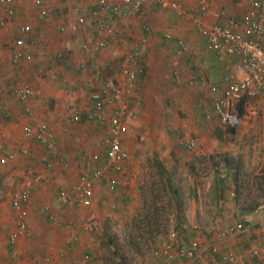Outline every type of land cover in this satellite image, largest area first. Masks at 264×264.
I'll return each instance as SVG.
<instances>
[{"label": "rangeland", "instance_id": "1", "mask_svg": "<svg viewBox=\"0 0 264 264\" xmlns=\"http://www.w3.org/2000/svg\"><path fill=\"white\" fill-rule=\"evenodd\" d=\"M27 1H29V6H32V8L29 7L30 13H38L35 0ZM179 1L184 5L183 0ZM197 1L195 6L189 7L187 5L188 10L195 8ZM245 5L247 6V3ZM246 6L240 10L244 11ZM24 8L26 7L21 5V10ZM48 9L49 16L47 18L40 19L36 23L34 18L36 14L33 17L35 27L38 25L40 34L36 35L37 41H34L32 45L39 50L42 46H45V53L49 54V56H44L45 59L41 60L31 57L44 72L42 76L48 77L52 81L51 90L53 91V103L48 108L47 114L39 113L36 110V120L40 121L38 123L50 122L48 117L52 116V114L49 111H55V115L60 110L62 120L65 121L67 114L71 112L74 106L83 109L88 107L92 89L88 82L89 75H95L96 72L94 73V70L104 71L102 72L103 75L115 82H119L122 65L128 52H130L132 43L140 34L141 25L148 24L152 30L154 24H151V21L156 22L158 26L163 23V19H161L163 15H152V10L148 9L135 18H122L120 23V28L121 30L123 29L121 31L122 34L111 41V47L117 43L116 41L119 38H122V40L111 48L112 50L109 48L110 53L117 51L118 55L113 60L108 61L105 59L106 54L98 57L80 55V44L85 39H91L93 37L91 33L72 34L71 32L60 33L58 31V26L63 19L71 21L75 19V16L72 15L73 10L67 2L57 1L52 6H49ZM156 10H160V13L165 16L173 17L169 10L158 8ZM222 12L224 16L235 17L230 9H222L220 13ZM175 22V28L164 26L161 29H169L171 34L173 32L176 37L186 38L187 41L190 37L195 38L196 42L199 38L202 40V35L198 32L197 34L194 33L196 30L189 21L176 18ZM126 26L133 30L126 32ZM159 34H161V36L158 35L159 40L164 38V35L162 36L163 32ZM185 35H188V37H185ZM168 42L172 41L166 40V43ZM183 42L188 46V42ZM157 47H159V44L145 60V73L139 77L136 90L131 93L125 92L129 115L126 118L128 131L124 138L123 146L129 153L130 164L127 175L125 174L123 176L125 179L122 180L124 182L125 195L127 194L126 196L130 198L129 203L118 202L115 197L117 192H111L104 184H99L100 188L96 191L97 198L95 197L93 208L78 212L67 210L65 212L66 216L61 219L64 221V225L62 227L53 225L59 229L61 236V247L60 251L57 252L60 255L56 262L57 264H119V260L112 256V252L106 244L107 239H112L120 247V253L124 258V263L121 264H156L157 261L152 259V252L160 246L161 242L168 239V233L173 230L174 221L182 220V223L186 221L187 225L190 222V218H180V214L178 216L176 210L180 208V212L183 211V208L185 210L191 208L192 186L194 185L201 190L205 206V212L201 216L196 217L193 223L200 228L199 234L195 235L203 249L202 254L194 260H184L173 264H250L238 261L231 263L213 262L209 255L211 245H217L221 250L222 248L223 250L231 249L234 252H240L246 247H256L259 249L260 255L251 264H264V214L254 217L252 219L254 221L250 222L237 216V213H233V216L223 217V221L218 220L215 222V219L219 216L215 217V212L217 211L216 202L211 201L212 181L215 175L213 166L216 163L220 164L223 158L232 162L240 159L243 163H246V157L253 155L252 152H256L257 155H259V150L264 152V110L260 107L258 116L254 120L252 119L253 121H249L243 127L238 128L237 132L231 134L228 129L223 128L218 123L213 115L212 100L216 94L210 88H202L197 84L193 87L188 85L189 78L195 79L189 71V66H192V62L190 59L186 61V56L189 54L179 51L169 44L167 47L171 52L164 57L160 56V52H164V49L157 50ZM29 50L31 51L30 46ZM194 50L196 51V49ZM59 53L65 55L64 62L58 60ZM194 61L198 62L197 56H195ZM107 62L110 67H107V69L101 68ZM79 63L85 65V69L80 72L75 71V66ZM152 63H155V65ZM64 66L68 67L69 70L63 69ZM184 66L185 69H183ZM49 70H52V72H49ZM56 70H59V72H56ZM202 71L205 73L206 70ZM60 73L64 74L60 75ZM175 73L178 74V79H176ZM75 81H79L77 89L74 87ZM78 100H80V103L74 105ZM194 100L200 102L196 101L195 107L193 106ZM200 108L204 117L200 115ZM206 111L211 115L210 119L205 117ZM56 122L59 123L58 120ZM0 126L2 125L0 124ZM95 127V125L94 127L85 126L82 122L69 128V135L76 136L75 139L80 148H82L81 154L75 157L76 160L80 159V156L84 154L92 155L101 152V136L99 130ZM17 131H21V129L19 128ZM89 131L93 132V134H90ZM2 133L3 130L0 128V134ZM86 133L88 135H85ZM17 139L16 142L11 140L10 142L18 145L21 149L29 148L32 152L31 146L35 144L28 145L29 138H24V134L21 133V136L18 135ZM188 139L196 141L194 150L189 151L184 148L182 143ZM1 142V150L5 152L11 146L10 142L7 140H2ZM34 143L38 144L37 142ZM155 148L158 149L156 150ZM193 159H196L194 161L195 168L194 172L193 170L190 172L185 163ZM26 161L27 158L24 156L17 162V166H12V163V165H0V264H9L10 262L7 255L8 238L4 231L5 228L3 229L1 226L4 224L2 216L4 210L8 209L11 217H15L10 208L12 194L21 189H27L32 194L34 188L31 187V183L34 181L44 182L52 174V171H47L44 167L41 159L37 160V162L35 161L36 164L34 165L32 163L27 164ZM160 162L168 166L167 169L164 168V175L170 178L172 185L177 190V194L173 197L177 201L171 200V206L167 207L170 216L166 217V228L164 231L143 247L140 255L133 252L127 245L131 231L130 224L133 217L143 211V201L150 202L153 194H159V191L160 194L163 192L156 168L158 164H161ZM66 164L67 167L61 168V171L63 170L67 173L74 162L70 159ZM28 167L31 168L29 169ZM79 169L78 166H75L74 173L76 174ZM70 172L74 176L71 170ZM194 174L196 175V180H192ZM77 177L78 175L69 183L71 187L67 185L64 188L68 187L69 189L67 190H71ZM54 188L55 185H51L52 192H54ZM170 197L171 195L164 196L162 202L158 203V205L165 207ZM96 200L101 204H98ZM44 220L48 224L50 223L45 218ZM234 223H242L244 226L235 234L224 238H218L217 236L213 238L212 228L221 230ZM58 224H61V221H58ZM71 230H74V232H70ZM72 235L78 237V241L75 245L70 246L69 249L67 241ZM192 235L190 234L189 237ZM64 246L69 250L63 254L61 249ZM36 248L40 251L41 246H36Z\"/></svg>", "mask_w": 264, "mask_h": 264}, {"label": "built area", "instance_id": "2", "mask_svg": "<svg viewBox=\"0 0 264 264\" xmlns=\"http://www.w3.org/2000/svg\"><path fill=\"white\" fill-rule=\"evenodd\" d=\"M71 9L77 14L74 21L63 19L58 26L60 33L81 32L91 33V39L81 42L79 51L83 56H99L108 48L112 40L121 33L120 23L123 17L135 18L145 8L158 7L169 10L179 19L189 21L193 28L206 39L208 49L216 54L219 59L233 58L234 65L227 66L222 85L211 83L205 77L196 80L188 79V85L195 84L202 88H210L216 94L212 100L213 115L218 123L226 129H238L246 125L256 115L260 107L264 108V0H250L246 12L240 17L223 16L220 22L212 25L205 23V17L211 10L209 0H198L197 6L187 10L178 0H66ZM93 4L89 14H85L84 4ZM38 9L37 18L42 20L49 16V9L42 0H35ZM15 0H0V27L4 28L16 18ZM31 22L21 24L11 43V65L15 69L11 78L9 89H2L17 98L24 107V111L31 115L30 102L35 97V91L29 82L23 79L19 73L22 64L30 62L31 52L29 38L32 35ZM152 31L148 24L141 25V31L131 45L125 62L121 69V80L115 82L103 74L94 75L91 78L92 89L90 92V106L83 110L73 108L66 116L69 126L89 122L96 124L101 130L100 147L98 154H84L80 157L82 172L78 175L71 190L60 188L58 201L74 208H89L93 204L94 184L102 183L109 191L117 189L120 175L129 163V153L123 146L128 128L126 118L129 112L127 108L125 92H134L137 88L140 74L143 71L145 57L150 47ZM164 38L171 41L172 35L165 33ZM179 51L188 53L192 65L197 66L195 54L182 40L176 41ZM58 60L65 61V55L59 53ZM84 64L75 66V71H83ZM1 72V66H0ZM39 73L42 74L40 68ZM176 79L178 74L175 73ZM0 83L3 84L0 77ZM0 113L3 118L10 114L0 103ZM205 117L211 115L205 112ZM22 131L27 137L36 140L46 154L41 161L47 170L55 165L66 168L56 136L48 124L41 122L37 125L26 124ZM183 146L186 150H194L196 141L185 140ZM26 153V152H25ZM13 159L12 155H3L0 148V165ZM30 202V192L21 189L12 194L10 206L15 214V227L8 236V245L11 248L12 264H22L19 260L17 248L19 238L31 237L32 229L27 221L26 207ZM185 232L194 234L200 231L199 226L183 224ZM243 228L242 224H233L224 232L221 230L217 236L224 238L235 234ZM183 235V234H182ZM181 234L171 230L168 239L161 242L158 248L152 252L153 261L156 264H173L179 261L194 260L202 254V247L197 237L182 239ZM76 236L72 235L68 243H73ZM210 259L213 262H240L253 263L259 258V249L246 247L240 252L224 251L217 246L209 248ZM50 258L44 256L37 264H49Z\"/></svg>", "mask_w": 264, "mask_h": 264}, {"label": "crops", "instance_id": "3", "mask_svg": "<svg viewBox=\"0 0 264 264\" xmlns=\"http://www.w3.org/2000/svg\"><path fill=\"white\" fill-rule=\"evenodd\" d=\"M42 1H43V3L48 5L47 7L52 6L57 1L58 2L59 1H61V2L65 1L66 2V0H42ZM209 1L211 4V10L206 15L205 20H204L207 25H212V24H215L217 22H220L221 18L224 16L223 12L220 13V11L222 9H226V10L230 9V10H232V12L236 18H240L243 15V13L246 12V10L248 9V6L250 4V0H209ZM28 2L29 1H27V0H15L16 18L13 20V22L8 23L6 25V27H4V28L0 27V66H1L0 77H1L2 82H3V84L0 83V103L3 106V108L10 114V117L3 118L1 113H0V124L2 125V126H0V128H1V130H3V133L0 134V143H2L1 142L2 140H7L9 142L11 140L13 142H16L18 140L17 139L18 135L21 136V133L24 134V132L22 131V128L24 125H26V124L37 125L38 122H40V121L36 120V110L39 113L47 114L48 108L51 106V103H53L52 102L53 91L51 90V88H52L51 82L52 81L48 77L42 76L44 72L42 74L39 73V70L41 67L38 66L37 62L33 59H31L30 62L25 61L22 64V68H21L22 71H20V73H19V75L23 79H25L29 82V84L31 85V87L35 91V97L29 104V108L31 110V115L27 114L24 111V107L17 100L16 97L12 96L10 94V92H4L3 93V90H2L4 88H5L4 90L9 89L8 87H9L11 78L13 77V74L15 71V69L11 65V47H10V45L13 42V40L15 38L16 31L21 24H27V23L31 22L32 35H31V39L29 38V42L30 41L32 42V43L30 42L31 43L30 49L32 51L31 56L33 58L35 57V59H38V60H41L43 58L45 59V57L49 56V54L45 53V48H44L45 46H42V48L40 47L41 49L39 50L37 48L35 49V47L32 45L34 41H37L36 35L40 34L39 28L37 27L38 25L36 26L37 28L35 27V22L33 19L34 15L36 14V16L34 17L36 20V23H37V21H40V20L37 18L38 13H36V12L33 14L30 13V8H32V6L30 7ZM183 3L185 5V6L184 5L183 6L188 10V8L186 6L187 5L189 7L195 6L196 0H183ZM246 3H247V6L245 5ZM21 5H22V7H26V8L21 10ZM92 5L93 4H91V6H89L88 3L84 4V6H85L84 9H85L86 15H88L90 10H92V8H93ZM245 6H246V8L244 9V11L240 10ZM156 8H158V7L145 8L143 10V11H145L147 9L152 10V15H155V16L158 14L163 15V17L161 18V19H163V23L161 25L158 26L156 22L151 21V24H154V25H153L152 30H151L152 35H151L150 47L148 49V52L146 54L145 59L147 57H149V55H151V51H154L155 47L158 44H159V47H157V50L164 49V52H160V56L166 57L171 52V50L167 47V45L170 44V45H173L175 48H177V46H176L177 40H182V41H185L186 43L188 42V46H187L188 49L190 51L194 52L195 56L198 57V62H197L198 66H194V65L189 66V71L192 74L191 76H194L196 80L200 79L201 77H205L208 81H210L212 83L222 85L224 76L227 73L226 67L227 66L232 67L236 60L233 58H230V57L219 59L214 52H212L208 49V45H207V42H206V39L204 38V36H202V40L200 38L197 39V42L194 40L195 38H191V37L187 41L186 38L183 39V38L176 37L173 32L171 34L169 29H161L164 26L175 28L176 27L175 20H176V18L178 19V17L172 12L171 13H172L173 17H171L169 15L165 16L164 14L160 13V10H156ZM158 9H161V8H158ZM161 10H165V9H161ZM190 10H192V9H190ZM72 12H73L72 15H74L75 19H76L77 14L74 11H72ZM230 13H231V11H230ZM123 18H125V17H123ZM129 30H133V29L132 28L129 29L126 26V32H129ZM162 32H163L162 36L164 35L165 32L170 33L172 35L171 41L173 43L172 42L166 43V40L164 38L159 40L158 35L161 36V34H159V33H162ZM194 33L197 34V31H195ZM185 37H188V35H185ZM121 40H122V38L121 39L119 38L116 42L119 43V41H121ZM117 43L113 44V47L115 45H117ZM110 44L108 45V48L106 50H104L103 52H101L99 55V56H103L106 54L105 59L108 61L113 60L118 55L117 51L110 53L111 51L109 50V48L110 49L113 48V47H111ZM193 48L196 49V51ZM108 54H109V58H108ZM80 55H82V54L80 53ZM88 57H96V56L94 55V56H88ZM186 61H189L188 55L186 56ZM76 63H78V62L76 61ZM79 64H83V63H79ZM152 64L155 65V63H152ZM103 65L104 66L101 67L103 69H107V67H110V64H108V62H107V64H103ZM63 69L69 70L68 67H65V66L63 67ZM183 69H185V66L183 67ZM201 69L206 70L205 73ZM49 72H52V70H49ZM56 72H59V70H56ZM93 72L94 73L96 72L95 75H98V74H102V72H104V71L94 70ZM144 73H145V70L143 68V71L140 74V76L144 75ZM62 74H64V73H60V75H62ZM92 77H94V75L93 76L89 75V77H88L89 83L91 82ZM119 80H121V76H119ZM91 83H90V87H93ZM62 86H64V85H62ZM78 86H79V81L78 82L75 81L74 87H76V89H77ZM49 97H51V98H49ZM89 100H90V97H89ZM196 101L199 102L198 100H194V102H193L194 107L197 103ZM79 103H80V100H78V102L75 103L74 105H78ZM88 107H85L84 109H86ZM73 108H75V109L78 108V110H83V108L77 107V106H74ZM201 110L202 109L200 108L199 109L200 115L203 116ZM262 110H264V108ZM54 112L55 111H49V113H51L52 116L48 117L50 122H48V123L46 122V123L49 125V127L54 132L56 139H57V142H58L59 150H60L63 158L65 159V161L68 163L69 160L72 159V162H74V164L71 165V167L69 168L67 173L64 172L63 170L61 171L62 167L57 164L53 167V169L47 170L50 172L52 171V174H50L44 182H35L34 181L31 183V187L34 189L32 190V192H33L32 194L30 192V202L26 207V216H27V221H28V223L32 229V236L31 237H25V236L20 237L19 241H18V245H17V248L19 251V253H18L19 260L22 264H37V262L40 260L41 256H42V258L44 256L49 257L50 258L49 264H57L56 260L58 259V256L60 255V254H57V252L60 251L61 236L59 233V229L53 225H58L61 227L64 225V221L61 219H63L66 216L65 212L67 210H75L78 212V211L88 209V208L70 207V206L62 204L57 199L59 189L64 188L65 186L69 185L71 180L75 179V176L79 175L82 172L83 167H82L81 159H77V160L75 159L76 156L81 154L82 148H80V146L78 145V142L75 139L76 136H70L69 135V132H70L69 128L72 126H69L67 124L66 120L65 121L62 120V114H61L60 110H58V112H56L55 115H54ZM257 116H258V112H257V115L253 118V120ZM58 117H60V118H58ZM57 120L59 121V123L56 122ZM5 121L7 123H1V122H5ZM60 121H61V123H60ZM4 124H6V125H4ZM83 124L85 126L89 125V127H94V125H95L96 126L95 128L97 130H99L100 136L102 137L101 130L99 129V127L96 124L89 123V122H83ZM76 125H78V124H76ZM73 126H75V125H73ZM19 128L21 129V131H17V129H19ZM8 130H10V132H8ZM235 132H237V129L235 130ZM89 133L93 134V132H90V131H89ZM85 135H88V133H86ZM24 138H27V139L29 138L28 139L29 140L28 145L35 144L34 146L33 145L31 146L32 152L29 148L25 147L26 149H24V148L21 149L18 145L12 144L10 142L11 146L9 147L8 150L6 149L5 152H2V150H1L3 155H12L13 156V159L8 161L6 163V165H12L13 164L12 166H17L18 165L17 162L20 160L21 157H24V156H26V158H27V161H26L27 164L32 163L34 165V164H36L35 161L37 162V160L42 159V157L46 154V151L42 148V146L36 140H34L32 137H27L24 134ZM34 142H37L39 145L34 143ZM66 144H67V146H66ZM0 148H1V146H0ZM155 149L157 150L158 148H155ZM258 152H259V155H257L256 152H254V153L252 152L253 155H248L246 157L247 165L245 162L243 163L242 160H240V159L238 160L243 165L242 171L249 175L248 176L249 181L251 179L253 180L254 178H257V180H259V181H264V152H263V150H262V152L260 150ZM255 155H257V156H255ZM40 156H41V158H40ZM194 161H196V159H193L190 161L188 160V162L185 163L187 168L190 170V172H191V170H193V172H194V168H195V162ZM79 163H80V166H79ZM160 163L161 164H159V165H162L164 168L167 169L168 166L164 165L163 162H160ZM129 164H130V162L128 163V165L124 169L123 173L120 175L119 184L117 186V189L115 190V192H117L115 194L117 201L124 203V204H128L129 199H130L129 196H126L127 194L125 195V191L123 189L124 182L122 180V179H125L123 176L125 174L127 175V170H128ZM75 166H78V168H80L76 174L74 173ZM220 166H221V168H219ZM28 168L30 169L31 167H28ZM213 168H214L213 171H214L215 175H214V178L212 181L213 182V188H212V194H211V201L216 202L215 206H216L217 211L215 212V217L219 216L217 219H215V222H217L218 220L223 221V219H222L223 217H231V216H233V213H237V216L243 218L246 221H250V222L254 221V220H252L254 217L261 215V214H264V193L262 194L263 197L261 199L262 205L259 208H257L256 210H253L252 212L242 211L239 208V206L236 204V202H235V192H236L235 188L236 187H235V177H234V172H235L236 168L234 165L227 166L226 163L224 162V158H223L221 160L220 164L216 163L213 166ZM70 170L72 171L74 176H72ZM59 171H61V172H59ZM195 178H196V175L194 174V177H192V180L193 179L196 180ZM99 184L103 185L102 183L94 184L93 202H95V197L97 198L96 191L98 188H100ZM43 185H44V187L41 188V186H43ZM51 185L52 186L55 185L54 192H52V190H51ZM68 187H71V186L69 185ZM68 187H66V189H69ZM192 190H193L192 196H191L192 203L190 204L191 208L188 210H185V208H183L182 209L183 211H180V212L178 211L179 213L177 212L178 216L180 214V218H183V219H185L186 217L190 218V222L188 223L189 226L196 225V224H193L195 222V218L198 216H201L205 212L204 211L205 206H204V201L202 200L203 196L201 195V190L199 189L198 186L195 187L194 185L192 186ZM120 194H121V196H120ZM96 202H97V200H96ZM97 203L101 204L99 202H97ZM92 206H93V204H92ZM91 207H89V208H91ZM10 208H11V206H10ZM11 211H12V209H11ZM8 212H9L8 209L3 211L2 216L4 218V220H3L4 224H3V226H1V228H3V229L5 228L4 231H5L7 238L9 236V234L14 230V227H15V217L12 218L10 212H9V215H8ZM12 214H14L13 211H12ZM183 215H184V217H183ZM44 218L47 221H50V223L48 224L44 220ZM58 221H61V224H58ZM180 221H181L180 224L183 225L182 220H180ZM183 222H184V224L187 223L186 221H183ZM234 224H242V223H234ZM181 225H180V227H182ZM230 226L231 225L226 226L224 229H221V230L224 232ZM242 226H244V225L242 224ZM180 227L178 226V228H180ZM221 230L212 228L211 231L214 235L213 238H215L217 236V233ZM174 231H176V230H174ZM178 231H179V229H178ZM70 232H74V230H71ZM190 233L191 232L183 233L182 239L183 240L188 239L190 236ZM195 234L198 235L199 232L194 233L191 237H193V236L195 237L196 236ZM68 241H67V246L70 249V246H73L76 244V242L78 241V237L76 238V240L73 243H68ZM7 246H8L7 247L8 248L7 255H8V259L10 261L9 264H12L11 248L9 247V245H7ZM36 246L37 247L41 246L40 251L36 248ZM65 246H66V243H65ZM65 246L63 249H61V252L63 254L65 253V251L67 252L69 250ZM224 251H233V250H231V249L223 250V248H222V252H224ZM87 253H89V252H87ZM50 254H51V257H50ZM219 263H221V262H219ZM60 264H64V263H60Z\"/></svg>", "mask_w": 264, "mask_h": 264}, {"label": "trees", "instance_id": "4", "mask_svg": "<svg viewBox=\"0 0 264 264\" xmlns=\"http://www.w3.org/2000/svg\"><path fill=\"white\" fill-rule=\"evenodd\" d=\"M180 2V1H179ZM231 134L235 133L236 129H228ZM224 162L227 166H235V202L242 211L252 212L262 205L261 199L262 194L264 193V181H259L257 178L248 180V174L243 172V165L240 161L232 162L227 159H224ZM159 173L160 181L162 184V193L153 194V198L150 202L146 200L143 201L142 212L135 215L131 220L130 224V234L128 238L127 245L130 247L133 252L136 254L142 253L143 247L150 243L155 237L160 235L166 228V217H169V212L167 207L171 206V200L177 201L173 198L177 194V190L172 185V182L169 177L164 175V167L162 165L156 166ZM170 196L167 205L160 206L158 203L162 202L164 196ZM169 208V207H168ZM180 208H177V212ZM180 220L174 221L173 230L180 232L179 234L185 233V229L180 227ZM184 224V223H183ZM178 226L180 228H178ZM182 226V225H181ZM179 229V231H178ZM107 247L112 252V256L119 260V264L124 263V258L120 253V247L114 240H106ZM254 260H257L255 258Z\"/></svg>", "mask_w": 264, "mask_h": 264}]
</instances>
